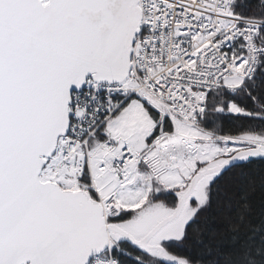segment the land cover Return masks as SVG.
Returning <instances> with one entry per match:
<instances>
[{"label":"snow or ice","instance_id":"1","mask_svg":"<svg viewBox=\"0 0 264 264\" xmlns=\"http://www.w3.org/2000/svg\"><path fill=\"white\" fill-rule=\"evenodd\" d=\"M258 186L264 0H0V264H264Z\"/></svg>","mask_w":264,"mask_h":264},{"label":"trees","instance_id":"2","mask_svg":"<svg viewBox=\"0 0 264 264\" xmlns=\"http://www.w3.org/2000/svg\"><path fill=\"white\" fill-rule=\"evenodd\" d=\"M251 198L254 205L258 207L260 205V202L264 200V189L258 186L255 189V191L252 193ZM250 219H252L253 222H255L254 217H250ZM216 228H217V236H219L220 232L227 228V223L223 219H221L220 221H218Z\"/></svg>","mask_w":264,"mask_h":264}]
</instances>
